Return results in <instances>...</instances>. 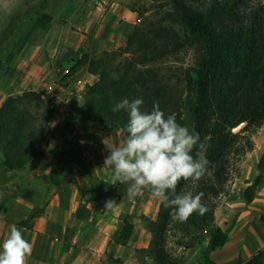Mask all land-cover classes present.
I'll return each instance as SVG.
<instances>
[{"label":"crops","instance_id":"crops-1","mask_svg":"<svg viewBox=\"0 0 264 264\" xmlns=\"http://www.w3.org/2000/svg\"><path fill=\"white\" fill-rule=\"evenodd\" d=\"M62 2L66 6L60 13L43 11L21 34L15 48L20 55L12 58L0 76V110L8 98L36 92L52 108L60 109L59 116H66L68 111L61 105L72 98L84 100L83 89L99 80L88 68L83 77L79 75L83 70L78 71L79 76L68 87L58 83V75L70 67L69 59L76 47L86 48L90 59L119 51L139 16L135 10L137 0ZM82 4L87 5L83 16ZM61 20L84 23L77 27L71 22L66 36ZM75 120L77 124L70 130L65 128V138L48 143L46 154L35 169L8 170L0 149V242L15 224L33 245L28 264H133L131 257L149 249L152 242L139 217L156 220L159 209L150 204L159 201L147 193L144 199L150 204L138 210L136 194L129 192L109 207L87 199L82 193L86 168L93 177L111 179V169L104 167L109 154L106 144L118 146L126 134L110 133L85 122L78 114ZM250 187L248 182L232 188L229 205L233 210L245 206L252 212L260 210V221L250 223L243 234L230 233V242L210 253L217 264H245L264 250V181L256 187L258 192L251 202L245 196ZM127 215L134 217V228L127 244L122 245L118 243L124 226L121 217ZM128 251L133 255L126 259Z\"/></svg>","mask_w":264,"mask_h":264},{"label":"trees","instance_id":"trees-1","mask_svg":"<svg viewBox=\"0 0 264 264\" xmlns=\"http://www.w3.org/2000/svg\"><path fill=\"white\" fill-rule=\"evenodd\" d=\"M174 22L184 30V44L195 50L193 69L194 107L191 115L182 112V97L170 89L165 77L149 69V62L158 56L154 44L160 38L152 25L139 33L144 51L134 57H124L127 50L106 52L99 59L87 55L78 63L88 65L89 72L99 76L97 83L88 85L85 100L76 114L96 123L110 133L125 131L127 112H113L121 99L143 100L142 111L150 112L155 103L165 115L174 114L177 123L199 133L206 142L207 171L202 179L203 198L217 196L214 182L227 180V154L236 136L232 130L243 122L250 125L264 122V3L263 0H171ZM124 57V58H123ZM120 58H123L119 61ZM78 69V70H79ZM74 72V71H73ZM53 110L36 92L8 98L0 110V149L3 165L11 171L37 168L46 154L45 125ZM127 135V133H126ZM213 171L212 179L206 174ZM256 184L246 190V200L254 199L256 187L264 181V157L260 163ZM192 184L179 182L177 193ZM126 184L118 189L117 198L128 193ZM171 209L161 206L157 220L148 221L152 236L148 253L155 264H177L167 250V234L172 222ZM193 225L206 226L213 217L207 207L204 215L194 213ZM126 218H129L127 216ZM134 225L125 221L118 243L126 245ZM228 235L221 228L213 232L202 264H217L210 253L224 247ZM245 264H264V250Z\"/></svg>","mask_w":264,"mask_h":264},{"label":"rangeland","instance_id":"rangeland-1","mask_svg":"<svg viewBox=\"0 0 264 264\" xmlns=\"http://www.w3.org/2000/svg\"><path fill=\"white\" fill-rule=\"evenodd\" d=\"M57 1L59 2L50 3L49 0H0V76L11 63L12 58L14 59L16 55H20L15 52L16 44L21 40L23 31L34 23L37 16L49 9L60 13L66 6L62 2L63 0ZM135 6L139 16L133 30L124 38L125 43L121 49L128 52L124 57L132 58L144 51V47L138 37L139 33L154 25L160 35L158 42L153 46L158 56H156V61L149 62V69L156 70L157 73L165 77L170 89L182 97V112L184 115H191L194 107L192 91L196 80L193 72L196 55L193 48L184 44V30L182 26L174 22V8L171 0H137ZM86 7L87 5L85 4L81 5L82 16L85 15ZM60 22L65 29L66 36L70 26H72L71 22L77 27L84 23L82 20H61ZM85 55L90 58L86 48L83 46L76 47L69 59L70 67L67 71L58 75L60 81L58 83L61 86L68 87L75 77L79 75L81 77L85 76L88 65L79 69L77 63ZM123 58H120L119 61ZM80 70H83V72L78 75L77 73ZM85 91L86 87L83 89V96H85ZM84 100L72 98L61 105L60 108L68 111L66 116H59L60 109L58 107L54 109L48 104L54 113L53 117L45 125L46 150L51 140H59L67 136L65 128L70 130L72 125L77 124L75 120L76 109L83 104ZM243 123H246V126L240 132L234 133L235 128L239 125L232 130L236 139L227 154V180L223 183L213 181L219 191L217 196L206 192L208 198L202 197V203L211 210L213 215L209 223L206 226L201 223L193 225L191 222L195 216L193 214L185 222L174 220L170 226L167 234V250L177 264H202L213 232L217 228L227 231L228 242H230L233 237L230 236V233L235 232V235H238V233L243 234L246 228L250 226V223H254L256 220L260 221V210L252 212L248 209V206L233 210L229 205L232 202L228 198L232 188L245 186L248 182L252 184V187L256 184L257 178L261 173L260 163L264 157V122L261 125ZM86 171L85 186L82 188V193L87 196V199H91L96 205L101 207H109L105 206L109 200L112 201L111 204L116 203L118 200L116 194L122 184H112V178L101 180L97 175L93 177L88 173V168H86ZM206 177L212 179L213 171H209ZM126 185L129 186V184ZM202 189V179H200L195 184H190L184 192L191 191L195 195ZM257 192L258 189L256 188L255 197ZM147 193L150 194L145 190L143 194H136L135 205L138 210L143 209V207L146 209L148 204H150L144 199ZM132 204L134 205V203ZM150 205L153 206V209H159L158 211L160 212L162 206L160 202H151ZM127 216L121 217L122 224L125 223L126 219L134 223V217L129 216V218H126ZM139 219L148 229L147 218L142 216ZM148 233L151 235L149 229ZM130 254L131 256L133 255L129 251L126 252V259L130 257ZM131 262L133 264H155L148 253L141 251H137L131 257ZM114 264L118 263L114 262Z\"/></svg>","mask_w":264,"mask_h":264},{"label":"clouds","instance_id":"clouds-1","mask_svg":"<svg viewBox=\"0 0 264 264\" xmlns=\"http://www.w3.org/2000/svg\"><path fill=\"white\" fill-rule=\"evenodd\" d=\"M143 100L121 99L112 111L127 112V136L118 146L106 144L109 154L104 167L112 171V184H129V194L147 190L165 208L171 209L173 219L185 222L194 213L204 215L203 193H177L183 179L195 184L207 171V144L199 133L177 123L174 114L165 115L158 103L150 112L142 111ZM112 201L105 206H111ZM33 245L21 230L11 225L0 242V264H28Z\"/></svg>","mask_w":264,"mask_h":264},{"label":"water","instance_id":"water-1","mask_svg":"<svg viewBox=\"0 0 264 264\" xmlns=\"http://www.w3.org/2000/svg\"><path fill=\"white\" fill-rule=\"evenodd\" d=\"M245 126H246V123L239 125L237 128H235L234 133L240 132V130H242Z\"/></svg>","mask_w":264,"mask_h":264}]
</instances>
